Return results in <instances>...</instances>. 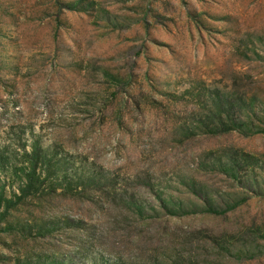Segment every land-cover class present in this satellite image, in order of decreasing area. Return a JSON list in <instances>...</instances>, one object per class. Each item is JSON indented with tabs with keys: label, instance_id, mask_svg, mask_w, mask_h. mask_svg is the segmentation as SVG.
Returning <instances> with one entry per match:
<instances>
[{
	"label": "rangeland",
	"instance_id": "1",
	"mask_svg": "<svg viewBox=\"0 0 264 264\" xmlns=\"http://www.w3.org/2000/svg\"><path fill=\"white\" fill-rule=\"evenodd\" d=\"M116 263L264 264V0H0V264Z\"/></svg>",
	"mask_w": 264,
	"mask_h": 264
},
{
	"label": "trees",
	"instance_id": "2",
	"mask_svg": "<svg viewBox=\"0 0 264 264\" xmlns=\"http://www.w3.org/2000/svg\"><path fill=\"white\" fill-rule=\"evenodd\" d=\"M35 163L34 162H30L29 167L26 169V171H27L26 176H27V179H28L29 182L27 183V185L25 187V190H23V193L26 192V190L29 191V189H31L33 187V183H32L31 180L33 178L32 175L35 174ZM116 264H118V263H116Z\"/></svg>",
	"mask_w": 264,
	"mask_h": 264
}]
</instances>
